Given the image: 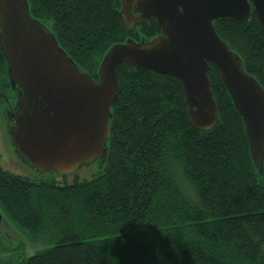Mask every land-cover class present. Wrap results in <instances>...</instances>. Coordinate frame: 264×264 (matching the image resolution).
Masks as SVG:
<instances>
[{"label": "trees", "instance_id": "trees-1", "mask_svg": "<svg viewBox=\"0 0 264 264\" xmlns=\"http://www.w3.org/2000/svg\"><path fill=\"white\" fill-rule=\"evenodd\" d=\"M26 1L30 17L95 81L111 46L160 34L154 21L127 31L113 0ZM213 27L264 91V34L255 15ZM209 68L218 122L207 131L190 124L176 79L120 64L96 175L59 183L0 164V212L39 247L16 254L14 264H264V157L256 169L242 120ZM7 83L0 51V91ZM8 252L0 240V264H9L1 258Z\"/></svg>", "mask_w": 264, "mask_h": 264}, {"label": "water", "instance_id": "water-1", "mask_svg": "<svg viewBox=\"0 0 264 264\" xmlns=\"http://www.w3.org/2000/svg\"><path fill=\"white\" fill-rule=\"evenodd\" d=\"M113 1L119 4L127 31L154 21L160 34L146 42L127 39L111 46L95 81L30 17L26 0H0V51L7 80L17 89L16 112L8 117L7 133L18 160L40 173L59 176L96 160L103 163L120 64L176 79L190 124L207 131L218 122L207 76L213 64L242 120L254 166L260 169L264 91L217 36L213 23L248 21L253 14L264 34V0ZM2 220L0 213V224Z\"/></svg>", "mask_w": 264, "mask_h": 264}, {"label": "rangeland", "instance_id": "rangeland-1", "mask_svg": "<svg viewBox=\"0 0 264 264\" xmlns=\"http://www.w3.org/2000/svg\"><path fill=\"white\" fill-rule=\"evenodd\" d=\"M50 32V31H49ZM4 85V84H3ZM9 85V82L6 84ZM5 87V86H4ZM2 96L8 95L5 91H0ZM9 99V98H8ZM17 100V99H16ZM0 164L1 167L10 173L18 174L21 176L28 177L33 180L37 179H49L53 178L57 182L60 183L61 176L57 175L52 171H46L43 173L38 172L35 168L23 164L21 161L19 162L18 158L14 156V152H12V144L11 139L7 133V128L5 126V116L2 112L3 99L0 98ZM16 103V102H15ZM100 163L96 160L87 165H82L71 175L66 176V181L70 183L73 178L89 179L90 177L96 175L100 170ZM1 213V212H0ZM2 215V213H1ZM2 222L0 224V240L5 245L8 253H5L1 258L4 261L9 262V264H14L17 260L18 256H29L33 254L35 249L39 247H30L27 240L24 239L22 235L15 231V229L5 221L2 215ZM11 253H14L16 256H11Z\"/></svg>", "mask_w": 264, "mask_h": 264}, {"label": "flooded vegetation", "instance_id": "flooded-vegetation-1", "mask_svg": "<svg viewBox=\"0 0 264 264\" xmlns=\"http://www.w3.org/2000/svg\"><path fill=\"white\" fill-rule=\"evenodd\" d=\"M4 91L6 93H8V95L2 96L1 93H0V98H2L4 100L3 101V105H2L3 106L2 107V112L4 113V116H5V126L7 128L8 117L11 114H14L16 112V108H15L16 103L15 102H16V99H17V89H16V87L11 86L9 84V85H5ZM12 152H14L13 153L14 156L17 157L16 154H15V149H14L13 146H12Z\"/></svg>", "mask_w": 264, "mask_h": 264}]
</instances>
